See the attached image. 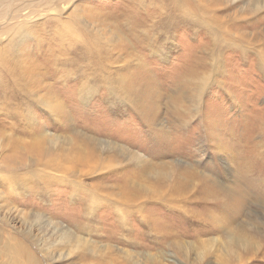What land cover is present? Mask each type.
<instances>
[{
	"label": "rangeland",
	"instance_id": "374dc122",
	"mask_svg": "<svg viewBox=\"0 0 264 264\" xmlns=\"http://www.w3.org/2000/svg\"><path fill=\"white\" fill-rule=\"evenodd\" d=\"M143 3L139 4L137 0H0V52H5L3 55H6V58L20 57L21 52L26 50L32 43L31 39L39 35V27H42V33L45 28L49 31L47 27L53 17L56 16L63 20L68 19L70 16L73 18L74 12L80 9L78 12L81 11L87 23L89 25L91 23L92 27H95L97 33L94 31L93 35L96 36L98 33H105L106 36L109 33V35H113V42H109L107 38H102L100 45L98 44L97 52H101L103 59L105 60L107 56L109 57L108 60H113L114 57L118 58V51L121 55L125 53L126 51L120 52L118 49V45L124 43L126 48L129 47L130 50L126 49L129 53L126 52L122 56L131 63H127L128 67L126 66L125 71H122L123 69L118 67L121 62L118 63L115 59L116 61L112 63L110 69L111 79L121 85L122 92L128 96L126 99L114 97L108 89L99 90L100 86L103 85V82L99 80L93 82L97 88L96 93L90 98L87 96L85 99L80 98L79 84H81V81L77 78L79 76L69 78V83L63 88V81L61 84L58 83L57 86L53 83L54 89L57 87L55 90L57 95L63 89H67L65 91L68 94H64L65 97L63 98L66 105V114L63 117H69L72 121L60 120L55 114L48 112L44 106H32L31 111L34 112V115L30 117L33 120L29 121L27 118H23L22 123L16 125L10 123L15 119L14 117L10 119V117L0 115V119L5 118V120H0L2 121L0 122V264H19L22 262L21 260L28 261V254L40 260L41 264L195 263L192 260L181 259L177 254H172L171 247L167 245H164L167 248H165L166 250L163 248L167 251L165 258L158 257L160 254L162 255V252L157 250L158 247H155L156 243L153 240L156 236L151 235L148 229L154 223L146 224L141 220H145L143 215H147V213L144 212L145 214L140 215L131 209L130 211L127 209L120 213L121 216L113 211L110 206L113 201L107 199L111 194L116 195L117 198L129 197L134 199L139 194L140 189L146 185L150 186L148 183L154 184V182H157L153 179H148V183L144 180L136 181L133 183V190H131L127 186L126 177L130 174L129 171L125 170L128 162L125 163L124 170H120L123 166H117L119 161L117 163L115 161L114 165L109 164L107 167L102 166V164L98 165L99 157L104 159L105 163H109L112 154H115L112 151L106 152L105 149L99 148L98 143L103 138V140H111L114 144L124 145L132 151H139L148 160H152L156 155H161L160 152L169 153L171 151L175 155V157L166 156L161 160L155 158L157 163L167 160L187 161L197 171L205 174L208 173V170H211L210 168L215 170L218 168L219 175L217 179H223L222 175L224 174L227 176L228 181L231 178L238 179L240 177L243 180L245 189L247 186L249 187L246 189L249 193L250 190H255L249 185L250 178H252V183H256L257 180L253 181L255 177H258V181L264 179V141L261 142L264 139V9L259 11L261 14L255 13L253 17L248 18L241 9L243 7L242 0H196V4H206L214 9V12L205 15L212 18H224L227 19V22L230 21L228 24L223 22L222 25L230 29L231 34L234 36L229 33L233 37L232 40L228 39L226 35L227 38L218 41V45H225L220 48L217 59L215 58L222 75H217V82L211 85L205 93L201 104H198L200 105L198 110L193 113L194 117L191 116L190 120V117L186 118L187 121L176 122L175 115L167 111V106L173 100L172 95H178L177 91L180 92L175 84L179 78H187L186 76L190 75V71L192 72L193 68L199 66L200 60L209 61L212 66L215 65L211 60V53L212 49L216 51L218 47L213 48V36L205 27H220V25L216 21V24H214L209 19L203 18L202 12L200 15L195 13V4L187 5L186 9L182 0H143ZM131 11L133 14L130 13ZM55 21L53 19L52 23ZM18 25H23L24 29L21 28L22 31L31 30L30 35L21 34L18 31ZM131 27H134L135 33H132L133 29ZM152 28L154 29V36L149 37V32L153 33ZM141 29L148 31L149 34L142 33ZM88 31L90 30L87 28L86 33ZM219 33L221 34L220 30ZM240 33H242V40L237 37L239 36L237 34ZM113 44L114 48L112 47ZM93 45L96 48V43ZM154 45L162 46L160 49L162 51L159 50V52L154 53ZM106 46L107 48H105ZM66 56L77 58L78 55L74 53V50L68 49ZM0 57H2L1 53ZM59 65L61 64L59 63ZM41 67L38 66L37 69ZM37 69V75L38 73L39 75L43 74L42 70ZM87 69H90V66ZM33 72L31 73L35 75ZM122 76H124L122 79H125V83L119 80ZM49 81L52 82V80ZM142 87L143 90L140 89ZM155 87L161 92V98L158 102L152 103L154 100L152 98L147 99L144 95V88L151 91V88ZM25 99L27 102V96ZM130 99L140 106H133L134 104ZM185 106H190V102L186 101ZM154 112H158V115L155 114L157 120L153 124L155 128H150L148 126L150 117L147 115ZM203 115L205 116L202 117ZM155 129L170 132L169 135L167 134L169 140L163 141L167 136L164 135L165 133L155 132ZM41 132H45L47 139H36ZM79 132H82V134ZM208 132H214L213 138L216 141L226 140V149L222 152L218 151V144L216 145L217 149L211 147L210 141L212 138L200 143ZM232 133H234V136L231 138ZM57 140L59 145L54 147ZM48 141L55 142L53 143L54 152H49L46 149L42 151L39 148L31 149L32 145L41 147V144H43L41 148H44L48 145ZM256 141L259 142L257 149L254 148ZM82 143L85 145L84 148L88 151L92 150V154L95 156L93 161L95 168L92 171H87L84 165H78L77 162H74L75 159L71 157L70 153H74L73 147L80 148ZM200 145L204 146L200 148ZM64 147L66 149L70 148L66 150ZM197 148H200L199 151ZM64 149L66 153L63 152ZM194 150L196 151L194 152ZM217 152L226 154L229 157L230 167L223 168L222 161L226 159V156L220 158ZM44 154L45 156L57 157L60 161H62L63 156L70 155L71 164L69 160L66 161L72 166L71 171L73 170L81 175L79 182L75 181L76 178L72 174L70 175L73 178L70 176L71 181L69 184L64 180V175L61 178L63 182L59 179L60 182L54 181L55 183L45 177L44 179H38L40 181L38 184H41V187L35 188L36 185H29L25 182L23 183V187H26L25 190L16 192L13 189V176L6 166L12 163L18 165L13 167L17 170L30 171L37 166L34 160L40 157L43 159L45 156L42 155ZM23 156L25 159H22ZM248 162L252 166L248 165ZM135 163L137 162L132 161L130 168H133L131 166H134ZM245 166L254 171L247 172ZM108 167L111 168L108 169ZM241 167H243L244 174L247 172L244 177L242 176ZM221 168L228 171V175L225 171H221ZM6 169L9 172H6ZM226 176L224 177L226 178ZM78 185L81 188L77 191L78 195L76 196L74 195L76 192L74 189ZM127 188L133 192L135 191L133 195L128 193ZM89 192L95 195L96 198L94 199L95 204L87 211L82 199L88 197ZM127 193L128 195H126ZM250 199L249 206L246 207L247 213L241 214L240 219L249 220V211L252 209L257 210L255 201L258 199L252 194ZM204 202L207 205L208 201L197 203L195 200L194 203L187 205V209L190 208L192 212L200 214L201 211L198 205ZM166 206V203L161 206L148 205V215L153 218L152 214L155 212L156 217L165 223H175L181 229H187L189 232H187V235L185 233L184 236L190 238L191 242L196 241V245H198V237L210 236L209 239H216L223 238L226 234L220 232L219 227L217 231L211 229L210 222L213 219H208V215H204L205 218L196 217L197 222H191V225L188 226L189 219L186 216L170 208L166 210ZM212 211L219 214L222 210L216 207ZM236 213L240 214L241 212L237 211ZM43 218L49 219L51 226L45 225ZM122 222L130 223V227L122 228ZM56 223L59 224V228L63 227L68 231L71 230L73 236L76 235L75 238H82L83 240L79 244L76 243L77 241L70 245L61 244L59 240L62 231L55 229ZM165 223L163 226H165ZM157 225L161 224L157 223ZM257 229L258 235L264 241V220ZM130 238L134 239L131 242L134 245H130V242H128ZM21 246H28V249L23 251L20 248ZM196 251V248L190 251L191 259H194L192 255L196 256ZM47 252H50L52 258L49 257L51 260L46 259L45 254L47 255ZM127 254L131 256V259L126 258ZM243 254L246 257L254 255L248 260L236 261L237 264H264L263 254H261L262 257L260 254L256 255L255 252ZM225 256V248L218 242L210 248L208 257L203 259L204 261L201 264H225ZM17 260L19 262L16 263Z\"/></svg>",
	"mask_w": 264,
	"mask_h": 264
},
{
	"label": "bare ground",
	"instance_id": "6f19581e",
	"mask_svg": "<svg viewBox=\"0 0 264 264\" xmlns=\"http://www.w3.org/2000/svg\"><path fill=\"white\" fill-rule=\"evenodd\" d=\"M182 1L184 2L183 6L186 9H187V7H186L187 5L195 4L196 5V12L194 11L195 13L200 15L202 12L201 15L203 18L209 19V21L214 23V24H216V22H218L220 27L219 26L218 27H212V26L205 27L213 36V40H214L213 48L218 47L216 49V51H215V49H212V53H211V60H213L215 65L212 66L211 62H209L207 60H206L207 62L200 60L199 66L197 68H193L192 72L190 71V75L186 76L187 78L181 77L177 80L176 84L174 83L175 87L178 88L180 90V92L177 91L179 93L178 95H175V94L172 95L173 100L172 101L170 100L171 103L169 104V106H167L168 107L167 111L169 113L171 112V114L175 115L174 119L176 120V122L187 121L186 118L190 117L189 118V120H190L192 118L191 116L194 117L193 113H195L198 110V108L200 106L198 104H201V101L204 98L205 93L210 89L211 85H213L217 82V80H216L218 78L217 75L218 76L222 75L221 69L218 67V64L216 63V61H217L216 59H217V55H218L220 48H223L222 46H225V45H218V41L222 38L228 37V39H231V40L233 38L230 36V35H233V34H231L230 29H228L225 25H222L223 22L228 24L230 21L227 22V19L225 20L224 18H219L216 16H215L216 18H214V17L212 18L210 16L205 15L206 13L214 12V9L207 6L206 4H203V5L201 3L196 4V0H182ZM137 2L139 4H144L143 0H137ZM193 2H195V3H193ZM242 2H243V7H241V9L246 14V16L248 18L253 17L255 15V13L261 14V13H259V11L261 9H264V0H242ZM181 8H183V7H181ZM78 11H76L77 13L74 12L73 18L70 16L66 20H63V19L56 17V16L53 17V19L56 21L52 23L53 19H51V22L49 23V26L47 27L49 29V31L45 28L43 33H42L41 32L42 27H39V29H38L39 35L36 36V38L31 39L32 43H30L29 47L26 50L21 52L20 57H18V58H12L11 57V59H9V58H6V55L5 56L3 55V54H5V52H0L1 56H2V57H0V115H3V116L5 115L7 117H10V119H12L14 117L15 119L10 121V123L12 125L19 124L23 118H27L29 121L33 120L30 117V116L34 115L33 114L34 112L31 111L32 106H34V107L35 106H44L48 112H50L51 114H55L57 117H59L60 120H62V119L63 120H71V118H69V117L68 118L63 117L66 114V111H65L66 105L63 102V98L65 97L64 94H66V95L68 94L65 91L67 89H63L62 92L57 95V94H55V93H57L55 91L57 89V87H55V89H54L52 84L55 83L57 86L58 83L61 84V82L63 81V82H65V84H63V82H62V85H63L62 88H63L65 85H67V83H69L68 79L71 77H74V76H79L77 78H79V80L81 81V84H79V89H80L79 93H81L80 98L85 99V98H87V96H88V98H90L94 93H96L97 88L94 86V83L96 82L95 80H99V81L103 82V85L100 86L99 90H103L104 88L108 89L111 92V94L113 93L114 97H117L119 99H120V97L122 99H126V97H128L127 95L124 94V92H122L121 85L119 83L118 84L115 83L111 79L110 69H111L112 63L117 60L118 63L121 62V65L118 66L119 69H123L122 71H125V69H126L125 67L127 66L126 64L127 63L131 64V63L129 62V60H126L124 58V56H122V55L125 54L126 52H127V54L129 53L128 52V50H130L129 47L126 48V46H125L126 44L120 43L121 45H118V49L120 50V52H124V51H126V52L121 55L118 51L119 56H118V58L114 57L116 59V60L113 59L114 61L108 60V58H109L108 56L104 60L101 52H97L98 46L100 45L102 38H105V39L107 38L109 40V42H113V39H114L113 35H109L110 33L107 34V36L105 33L104 34L98 33V34H96V36L93 35L94 31L96 32L95 27L93 26L94 27L93 28L91 23H90V25H91L90 26L87 23V21L85 20L81 11L80 12H78ZM130 13L133 14L132 11ZM102 24H103V22H102ZM21 28L24 29L23 25H18V31L21 34H28L25 36L30 35L31 30L30 31L29 30L22 31ZM87 28L90 30V31H88L90 33H88V32L86 33ZM131 29H133L132 33H135L134 27H131ZM219 30L221 31V34L219 33ZM128 31H129V29H128ZM140 31L144 34L148 33V31L146 32V30H143V29H141ZM152 31H153V33L152 32H149L150 34L148 33L150 35L149 37L154 36L153 35L154 34L153 28H152ZM115 32H117V31L115 30ZM155 33H156V31H155ZM229 33H230V35H229ZM226 35H227V37H226ZM237 35H239V36H237V37H239L238 39H240V40L243 39V38H241L242 33L237 34ZM127 37H128V35H127ZM137 41L139 42V40H137ZM94 43H96V48H94V45H93ZM102 45H103V43H102ZM127 45H129V44H127ZM112 47L114 48V44ZM105 48H107V46ZM105 48H104V50H105ZM161 48H162V46L156 45L155 48L153 49L154 50L153 52L154 53H156V51L159 52V50ZM68 49L74 50V53H76L78 55L77 58H74V56L73 57L72 56H66ZM126 49H128V50H126ZM116 50L117 49L115 46V51ZM160 51H162V50H160ZM107 53H108V50H107ZM61 56H63V57H61ZM59 63L61 65H59ZM83 63H86V64L84 65ZM138 64H139V62H138ZM82 65H84V66H82ZM38 66H40V67L42 66V67L37 69ZM89 66H90V69H87ZM36 69L42 70L43 74L39 75V73H38V75H37ZM31 72H33L37 76L33 75ZM192 73H193V77H192ZM122 78H124V76L119 78V80H121V81H123V83H125V79H122ZM49 80H52V82H50ZM48 83H50V84H48ZM145 88H144V95L146 96V98L147 99L152 98L154 100L152 103L158 102L159 98H161V92L158 91L157 87L151 88V91H148ZM140 89L143 90V87ZM22 95H23V97H22ZM26 96H27V102L25 101ZM141 100H142V98H141ZM185 100L190 102V106H185L186 105ZM131 101L134 104V105L132 104L133 106H135V107L140 106L137 103H135L134 100H131ZM129 103H130V101H129ZM157 113L154 112L153 114L147 115L150 117V121L148 122V126H150V128H155L153 126V124H155V121L157 120V117L155 115ZM204 116L205 115H203L202 117H204ZM0 120H5V118L0 119ZM34 121H36V120L34 119ZM0 122H2V121H0ZM4 123H6V122H4ZM217 123H218V121H217ZM156 129H155V132H161L160 134L165 133L164 135H166V136H167V134L168 135L170 134V132H168V131L162 132L161 131L162 128L159 131H157ZM162 130H164V129H162ZM150 132H152V131H150ZM172 132H174V131H172ZM79 133L82 134V132H79ZM85 134H86V132H85ZM44 136H45V132H41V133H39V135L37 136L36 139H39V138H41L42 140L44 138L47 139V137L46 136L44 137ZM230 136L232 138L234 136V133H232V135H230ZM213 137H214V132H208V134L202 138V141L200 143H204L206 141V139L212 138L210 141L211 147H213L214 149H217L216 145L218 144L217 145L218 151L222 152L224 149H226L225 148L226 140L223 139L222 141L221 140L216 141V140H214ZM227 137H228V135H227ZM58 138H60V137H58ZM36 139H34V140H36ZM103 139L101 141H99V143H98L99 148L105 149L106 152L112 151L116 155L112 154V158L109 161V163H105L104 159H102L101 157L98 156L99 157L98 158V161H99L98 165L102 164V166L107 167L109 164L114 165L115 161H116V163H117V161H119L117 166L118 167L120 165L123 166V167H121L122 169H120V170H124V168L126 166L125 163L128 162V165L126 166L125 170L129 171V174H130V175H127L126 177H127V182H128L127 186L131 190H133V188H134L133 183L136 181L144 180L146 183H148L149 182L148 179H150V180L153 179L154 181L157 182V183L154 182V184L148 183V184H150V186L145 184L146 186H144V188L139 190V194L136 195L134 199H130L129 197L128 198H117V196L114 194H111L110 196H108L107 199H111L113 201V202H111L112 204L110 206L113 208V211L116 214H120L122 211L127 210V209H129V211L131 209L132 211L137 212L140 215L147 213V215L146 214L143 215V216H145V218H144L145 220H143V219H141V220H142V222H144L146 224H151L152 222L154 223V224H151V226L148 229H149L151 235L156 236L153 240V242L156 243L155 247H158L157 250H160L162 252V255L160 254V256H158V257H160L161 259H162V257L165 258V255H167V251H165V250L167 248L164 245H167V246L171 247L172 254L179 255V257L181 259L183 258L187 261L192 260L193 262H195L197 264H201L202 261H204L203 259L208 257V255L210 253V248L213 247V245H215L218 242H220L222 244V246L225 248V251H226V256H225L226 258H224L225 264H237L236 261H238V260L242 261L245 259L248 260L249 258H251L254 255L253 254V255H250L249 257H246V255L243 253L255 252L256 255L257 254H260V256H261V254L264 255V251H263L264 241H262L261 237L258 235L259 232L257 229V228H259V224L261 222L263 223V220H264L263 219L264 218V179L258 181V177H255L253 181H255V180H257V181H256V183H252L251 182L252 178H250L249 185H251V187L254 188L255 190L249 189L250 190V193H249L246 190L249 187L247 186L245 189V186L243 185V180H241L240 177L238 179L231 178L228 181L227 176L224 174V175H222L223 179H217L218 178L217 176L219 175V171H218L219 169L218 168H216V170L213 168H210L211 170H208V173L205 174V173H201L200 171H197L187 161H179V160L178 161H175V160L168 161L167 160V161H161V162L157 163L155 161V158H157L158 160H161L162 158H164L166 156L175 157V155H173V153H171V151L169 153L160 152L161 155L157 156L155 154L156 155V156L154 155L155 158H152V160L151 159L148 160L145 156H143L141 153H139V151L138 152L132 151V150L128 149L127 147H125L124 145H121L120 143H119L120 145H117V144H114L111 140H103ZM167 140H169V136H167L163 141H167ZM49 141H48V145L44 148H41L43 146V144H41L42 145L41 147H37L36 145H32L31 149L34 150V149L39 148L42 151H44L45 149L49 152L53 151V146H54L53 143H55V142H53V141L49 142ZM262 141H264V139H262L261 142ZM239 143H241V142H239ZM258 143L259 142L256 141V143L254 145L255 149H257ZM86 144H88V143H86ZM57 145H59L58 140L56 142V146H54V147H57ZM234 145H236V144H234ZM84 146L85 145L82 143L80 148L73 147L74 153L72 154V153H70V151H69V153L72 155L71 157L73 159H75L74 162H77L78 165H80V164L84 165L87 168V171H90V170L92 171L95 168L93 166V161L95 159V156H94V154H92V152H93L92 150L88 151L87 149L84 148ZM203 146L200 145L199 147L201 148ZM242 147H243V145H242ZM69 148H67V149L65 148V149L68 150ZM200 148H197V150L199 151ZM56 149H58V148H56ZM65 149L63 152H65ZM195 151L196 150H194V152ZM201 151H202V149H201ZM236 154H237V152H236ZM20 156H22V155H20ZM42 156H45V154ZM49 156L47 155L43 159H41V157H40L39 159L34 160V163L37 166L35 167V169L32 168V170H30V171H23L21 169L17 170L16 168H13V167L18 166V165H13L12 163H11V165H7L6 168L7 167L9 168L10 174L13 176V180H14L13 181V186H14L13 189L16 192L19 190H22V191L25 190L26 187H23V183H25V182L28 183L29 185H36L35 188L41 187V184H38V183H40V181L38 179H41V178L44 179L45 177L50 179L51 182H52V180H53V182L54 181L60 182L63 175H64V180L67 181L68 184L71 181L70 176H72V175L75 176L74 177V178H76L75 181L79 182V179H81L80 178L81 175L79 173L77 174V172L75 173L73 170L71 171L72 166H70L69 163L66 161V160H69L70 164H71L72 159L70 158V155L69 156H63L62 161H60V159L57 157H54V156L49 157ZM218 156L220 158H222L223 156H226V159H224L222 161L224 169L231 166L229 157L226 154H223V153L219 154L218 153ZM22 159H25L24 156ZM230 159H231V157H230ZM7 160H9V159H7ZM132 161H136L137 163H135L134 166H131L133 168H130ZM251 162H252V160H251ZM248 165L252 166L250 164V162H248ZM109 168H111V167H108V169ZM246 169H247V172H249V173L254 171V170H251L247 167H246ZM7 171L8 170L6 169V172ZM221 171H225L226 174L228 172V171L223 170V169ZM97 172H99V171H97ZM120 172H122V171H120ZM241 172H242L243 177L247 173L246 172L244 174L243 167H241ZM70 174H72V175H70ZM124 174H125V172H124ZM86 175H87V173H86ZM93 175H95V174H93ZM224 176H226V178ZM222 177H220V178H222ZM72 178H73V176H72ZM59 179H60V181H59ZM136 179H141V180H136ZM34 180H38V181H34ZM106 181H107V179H106ZM61 182H63V181H61ZM10 183H12V182H10ZM42 183H43V181H42ZM47 184H49V183H47ZM103 184H104V182H103ZM108 184H110V183H108ZM247 184H248V182H247ZM141 185H144V184H141ZM253 185H256L258 187H254ZM123 186H124V184H123ZM85 187H86V185H85ZM29 188H31V187H29ZM80 188H81L80 185L76 186V188L74 189L76 191L74 195H76V196L78 195L77 191ZM87 189H88V186H87ZM129 189H128V193L133 195V193L135 191L133 192ZM135 189H137V188H135ZM22 191H19V192H22ZM136 191H138V189ZM122 193H123V191H122ZM128 193L126 195H128ZM89 194H88V197H85L82 199L84 202L83 204H84L87 211H89L91 209V207L93 206V204H95L94 199L96 198L95 195H93L92 193L89 192ZM251 194L255 198L258 199L257 201H255L257 204L256 205L257 210L252 209L249 211L250 212L248 214L250 216L249 220L240 219L242 217V215L245 214L246 207L249 206V202L251 201V199H250ZM195 200L197 201V203H200L201 201L202 202L208 201L207 205H205L206 202L198 205V207L200 208V211H201L200 214L199 213L197 214L194 211L192 212L191 211L192 209L190 210V208H189V210L187 209V205L192 203V202L194 203ZM107 202H109V201H107ZM164 203L167 204L166 210L168 208H170L171 210H176L177 212H180L181 214L186 216L189 219L188 226L191 225V222L192 223L197 222L196 217L200 216V217L205 218L204 215H208L209 216L208 219H210V218L213 219V221L210 222L211 229H213V230L215 229V231H217V228L219 227L220 232L226 233L225 236L223 238L219 237L216 239H214V238L209 239L210 236H205L203 238L198 237L197 238L198 245H196V243H195L196 241L191 242L190 238H187L184 236L185 233L187 235V232H189L187 229H183V228L181 229L175 223H173V224L171 222L169 224L165 223L163 220L156 217L155 212L152 214L153 218H151L148 215V212H147V206L148 205L161 206ZM216 207H219V210H222V211H220L219 214H218V212L212 211ZM237 211H240L241 213L237 214L236 213ZM120 215L122 216V214H120ZM190 217H193L195 219L192 220ZM128 222H122L121 223V225L123 224L122 228H125L128 226L130 227V223H128ZM43 223L45 225L51 226V221L49 219L43 218ZM157 223L161 224V225L158 226ZM164 223H165V226H163ZM58 225L59 224L56 223L55 229L62 231V234L60 236L61 239L59 240L61 242V244L70 245L74 241L75 242L77 241L76 243L79 244V242H81V240H83L82 238H75L76 235L73 236V234L71 233V230L68 231V230L64 229L63 227L59 228ZM52 226H54V225L52 224ZM162 228H163V230H162ZM67 229H69V228H67ZM9 236H10V234H9ZM146 236L148 237L149 235H146ZM10 237H12V236H10ZM133 240L134 239H132V238L128 239V242H130V245H134V243H131ZM50 246H51V244H50ZM27 247L28 246H26V247L21 246L20 248H22L24 251L25 249H28ZM198 247H200V248H198ZM2 248H3V246H2ZM48 248H50V247H48ZM163 248L164 249L166 248V249L164 250ZM194 248L197 249L196 256L192 255V257H194V259H191V252L190 251L193 250ZM12 250H13V248H12ZM2 252H3V250H2ZM241 253H242V255H241ZM34 255H35V253H34ZM47 255H48V257H47ZM47 255L45 254L46 259L48 260V258H49L51 260L52 256H51L50 252H47ZM243 256H245V257L242 258ZM27 257H28V261L30 263L28 261L21 260L22 262L19 264H41L40 260L34 258L33 255L28 254ZM126 258L131 259V256L129 254H127ZM132 260H133V258H132ZM178 260H179V258H178ZM17 262H19V260H17L16 263Z\"/></svg>",
	"mask_w": 264,
	"mask_h": 264
}]
</instances>
